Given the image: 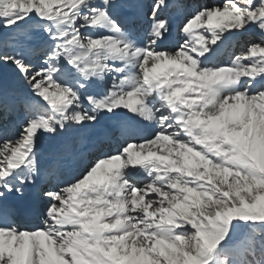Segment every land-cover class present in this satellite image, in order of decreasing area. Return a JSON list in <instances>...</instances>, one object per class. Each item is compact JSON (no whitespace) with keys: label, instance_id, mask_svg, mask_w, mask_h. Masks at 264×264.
Wrapping results in <instances>:
<instances>
[{"label":"snow or ice","instance_id":"6c2138e0","mask_svg":"<svg viewBox=\"0 0 264 264\" xmlns=\"http://www.w3.org/2000/svg\"><path fill=\"white\" fill-rule=\"evenodd\" d=\"M0 66V264H264V0H0Z\"/></svg>","mask_w":264,"mask_h":264},{"label":"bare ground","instance_id":"6f19581e","mask_svg":"<svg viewBox=\"0 0 264 264\" xmlns=\"http://www.w3.org/2000/svg\"><path fill=\"white\" fill-rule=\"evenodd\" d=\"M210 1V0H209ZM141 3L147 5V4H150L152 3V0H140ZM207 2V0H206ZM147 9H145L146 11ZM130 10H126V12H128ZM132 13V12H131ZM126 15H129L130 13H125ZM133 14V13H132ZM150 15V14H149ZM166 15H169V16H172V17H176L178 15V13L176 11H172L170 10L168 13H166ZM178 23V20H174V32H173V36L169 38V43H174L176 39H179V37L177 36L176 32H175V24ZM140 24V23H139ZM146 25L144 24H141L138 28L139 29H143V27H145ZM237 40H242L240 37H237L235 39H233L232 41L230 42H226V44L224 46H222L221 49H224L226 45H229V44H233V41H237ZM238 41V42H239ZM10 83V80L8 79H5L3 78L2 81H1V86H5V85H8ZM8 203L10 205H13V206H24V207H32V200H31V197L29 195H25V196H19V194H16V195H13V196H10L9 197V200H8ZM33 209L35 211H38L41 212L43 210V206L42 205H37L35 207H33ZM40 214V213H39ZM38 222V221H36Z\"/></svg>","mask_w":264,"mask_h":264},{"label":"rangeland","instance_id":"374dc122","mask_svg":"<svg viewBox=\"0 0 264 264\" xmlns=\"http://www.w3.org/2000/svg\"><path fill=\"white\" fill-rule=\"evenodd\" d=\"M186 2H192V0H186ZM195 2L207 3V4L211 5L214 2V0H210V1L207 0V2H206V0H195ZM148 13L151 14L150 12H148ZM241 39L242 40L237 42L238 44L236 46L234 44H232L228 48L221 49L220 57H219L221 62L227 63L230 61V57L239 54V52L241 51V48L243 46V38H241ZM3 78L10 80V83L8 85H5L9 88V90L15 88L17 81H16V78L14 75V69L12 67L0 66V86L2 85L1 81ZM13 119H14V117H13Z\"/></svg>","mask_w":264,"mask_h":264}]
</instances>
